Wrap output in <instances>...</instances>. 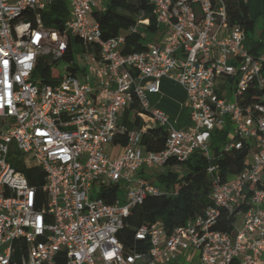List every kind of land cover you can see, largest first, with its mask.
<instances>
[{"label": "built area", "instance_id": "1", "mask_svg": "<svg viewBox=\"0 0 264 264\" xmlns=\"http://www.w3.org/2000/svg\"><path fill=\"white\" fill-rule=\"evenodd\" d=\"M148 2L166 34L125 53L124 32L103 39L94 17L105 0H0V264H162L192 252L197 264H264V52L230 24L226 0ZM60 3L59 26H45L43 12ZM147 24L139 18L131 29ZM67 53L74 73L52 76ZM40 67L53 81L42 82ZM164 77L185 91L184 128L149 105ZM251 91L263 100H248ZM132 103L140 126L125 129L121 111ZM149 126L166 133L160 151H144ZM224 129L216 154L214 134ZM124 133L127 143L114 144ZM244 146L243 169L222 178L217 159ZM195 153L208 161L211 204L169 234L161 221L139 225L134 236L148 249H126L118 234L131 209L174 194L134 176L143 164ZM14 165L41 170V193ZM110 187L108 202L100 193ZM222 210L235 215L231 232L214 228Z\"/></svg>", "mask_w": 264, "mask_h": 264}, {"label": "trees", "instance_id": "2", "mask_svg": "<svg viewBox=\"0 0 264 264\" xmlns=\"http://www.w3.org/2000/svg\"><path fill=\"white\" fill-rule=\"evenodd\" d=\"M227 10L230 24H239L243 27L247 36L248 32L253 30L254 20L249 15L248 0H226ZM263 2V29L264 36V0ZM106 9L95 13L94 17L99 22L101 35L103 39L113 37L120 32L125 34V45L123 51L125 53L139 51L145 47V43L153 34H156L155 16L152 5L148 0H105ZM66 15L64 4H57L48 8L43 12L42 19L45 26H59L62 18ZM139 18H147L148 24L141 30L133 31L136 20ZM263 43L256 41L252 44L255 51ZM71 54L67 53L60 65V69L55 74H50L47 67H40V76L42 82H51V75L58 77V74L74 73V69L69 66ZM248 100L262 101L263 95L257 92L247 94ZM133 110L132 123L133 126H140L138 112L140 108L136 103L130 105ZM227 129L220 131L218 134L220 139L224 137ZM217 137V134L215 135ZM166 133L162 128L149 126L142 137L144 151H160L164 147ZM114 144L125 145L127 143L126 133L120 134L113 139ZM218 153V146L213 148ZM246 156V147L233 150L229 153L222 154L218 159V168L222 178L239 172L244 167V158ZM208 161L201 154L195 153L185 162H179L174 159L166 161L163 170L156 176L159 182L167 190L174 192L172 195H147L142 203L134 206L125 218V226L118 234L119 240L128 250L148 249V243L145 240H138L134 236V228L141 224H151L161 221L163 228L169 234L174 227L184 225L188 220L194 219L200 215L205 207L211 204L209 193L211 189V180L206 173ZM14 167L23 172L29 183L39 188L43 184V174L40 169L29 166ZM116 195V187H110L102 190L100 196L108 202L112 201ZM235 222V215L229 214L225 210L221 211V216L215 229L231 232Z\"/></svg>", "mask_w": 264, "mask_h": 264}, {"label": "crops", "instance_id": "3", "mask_svg": "<svg viewBox=\"0 0 264 264\" xmlns=\"http://www.w3.org/2000/svg\"><path fill=\"white\" fill-rule=\"evenodd\" d=\"M148 100H149L150 107L151 108H157V109H160L163 112H165L168 115V117L170 118V120L173 122V124L176 128H184L190 124L189 109L186 106V101H185L186 100L185 91L175 81H172L171 79L166 78V77L162 78L161 82H160L159 93L149 94ZM121 112H122L121 117L126 112L128 113V115L132 114V117H133V110H131L130 107L124 108ZM220 131H223V130H220ZM220 131H217L215 133V135L217 134V137L214 136V139H213L212 144H211L212 148H214L215 146L220 147L221 144H223V142L225 141L227 131L223 134L224 137L222 139H220V137H218L219 136L218 133ZM146 168L150 169V171H152L154 173L156 172L155 173L156 176L163 170V167H158L159 169L156 170V168L151 167L149 164H143V166L141 167L138 174H136L134 177L143 176L146 178V175L144 172V170ZM146 179L150 183H152V184H154L160 188H164L161 183L155 184V183L151 182L148 178H146ZM169 191H172V189L171 190L169 189ZM194 256H196V255L194 252H192V253H190L188 258L183 259V260H187L188 264H190V263L195 264L196 260L194 259ZM162 264H168V263H162ZM196 264H197V262H196Z\"/></svg>", "mask_w": 264, "mask_h": 264}, {"label": "rangeland", "instance_id": "4", "mask_svg": "<svg viewBox=\"0 0 264 264\" xmlns=\"http://www.w3.org/2000/svg\"><path fill=\"white\" fill-rule=\"evenodd\" d=\"M248 6H249V15L250 17L254 20V27L253 30L248 32L247 36H246V45L250 46L252 44H254L256 41H261L263 44L257 48V53L261 54L264 52V36L262 35V29H263V15H262V11H263V2L262 0H248ZM166 34V30H165V26L162 23L161 24V29L157 31L156 34L151 35L150 37H148L147 42H153L155 40H159L160 38H162L164 35ZM78 45L77 42H75V50H78V47L76 46ZM74 57H75V61L76 63L80 64L81 67L84 66V59H83V54H79L77 52L74 53ZM63 63L61 62L58 66L62 65ZM173 81V80H172ZM122 114V112H121ZM119 124L125 128V129H129L131 127H133V123H132V114L128 115V113H124V115H122V117H120L119 119ZM159 168H156V170ZM146 178H148L151 182L155 183V184H159V180L156 177V172H152L150 171V169H145L144 170ZM126 183L123 182L120 184L119 187V191H118V198L120 199L121 203H124V197H125V193H126V187H125ZM240 217H237V220H239ZM168 264H188L187 260H181L179 262H170ZM190 264H194V263H190ZM196 264V262H195Z\"/></svg>", "mask_w": 264, "mask_h": 264}]
</instances>
